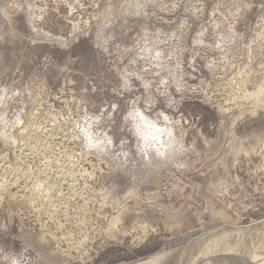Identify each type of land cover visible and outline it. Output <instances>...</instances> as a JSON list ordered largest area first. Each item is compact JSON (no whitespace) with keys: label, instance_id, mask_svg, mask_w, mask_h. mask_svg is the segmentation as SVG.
Wrapping results in <instances>:
<instances>
[{"label":"rangeland","instance_id":"obj_1","mask_svg":"<svg viewBox=\"0 0 264 264\" xmlns=\"http://www.w3.org/2000/svg\"><path fill=\"white\" fill-rule=\"evenodd\" d=\"M252 225L264 0H0V264H201Z\"/></svg>","mask_w":264,"mask_h":264},{"label":"bare ground","instance_id":"obj_2","mask_svg":"<svg viewBox=\"0 0 264 264\" xmlns=\"http://www.w3.org/2000/svg\"><path fill=\"white\" fill-rule=\"evenodd\" d=\"M245 93L246 94L243 93V96L246 95L245 97H247V95H248L249 98L250 97H252V99L255 98L256 102L258 104H260L259 102H261V100L258 98V96H260L259 92L251 93V94H249L248 92H245ZM254 104L258 105L256 103H254ZM261 225H263V224H261ZM261 225H256V226L252 225V226H248L247 228H244V229L242 228V233H240V234H242V237L240 235L236 234V236L228 239L225 243H223L211 255L216 253L217 255L219 254L220 257H224L225 254L230 253L231 251H235L238 253L239 260L242 259L243 262L239 261V260H236V261L241 262V264H264V242L257 241V240L253 239V238H255L254 237L255 235L264 236V226H261ZM235 229H239V228H234V230ZM139 238H141V237H139ZM39 241H37V242H39ZM139 241L141 242L142 240H139ZM241 253L244 254L243 257L241 256L242 255ZM208 258L206 260H204L203 263H201V264H217L220 261V260L219 261H213V260H211V258H209L210 259V261H209ZM218 258H219V256H218ZM153 260H155V259H153ZM155 261H157V260H155ZM158 261H159V259H158ZM148 262H150V261H148ZM153 263H155V262L153 261L152 264Z\"/></svg>","mask_w":264,"mask_h":264},{"label":"clouds","instance_id":"obj_3","mask_svg":"<svg viewBox=\"0 0 264 264\" xmlns=\"http://www.w3.org/2000/svg\"><path fill=\"white\" fill-rule=\"evenodd\" d=\"M133 118L134 119L139 118L141 126L149 129L150 132L153 129L155 130V132H160V129L156 128L154 124H151L150 122L145 121V118L143 116H141L138 112L135 114V116Z\"/></svg>","mask_w":264,"mask_h":264}]
</instances>
